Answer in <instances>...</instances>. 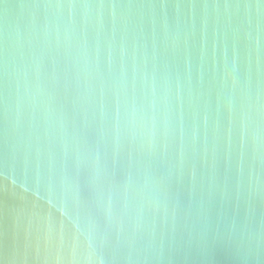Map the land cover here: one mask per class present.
I'll return each mask as SVG.
<instances>
[{
    "label": "water",
    "instance_id": "95a60500",
    "mask_svg": "<svg viewBox=\"0 0 264 264\" xmlns=\"http://www.w3.org/2000/svg\"><path fill=\"white\" fill-rule=\"evenodd\" d=\"M0 264H264V0H0Z\"/></svg>",
    "mask_w": 264,
    "mask_h": 264
}]
</instances>
